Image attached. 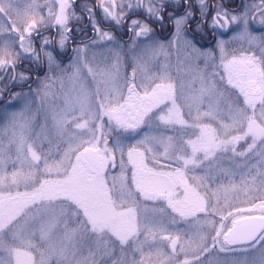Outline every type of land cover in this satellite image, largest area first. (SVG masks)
Segmentation results:
<instances>
[{
	"label": "snow or ice",
	"instance_id": "snow-or-ice-1",
	"mask_svg": "<svg viewBox=\"0 0 264 264\" xmlns=\"http://www.w3.org/2000/svg\"><path fill=\"white\" fill-rule=\"evenodd\" d=\"M175 2L179 4L180 0ZM184 3L188 8L182 15L169 13L176 37H182L187 32V25L193 16L191 0H184ZM198 3L201 18L206 19V0H198ZM74 6L75 0H45L44 5L32 0L21 16L18 0H0V35L4 32L15 34L9 38L11 43H0V72L11 69V79L15 80L16 64L25 58L21 52L27 53L29 59L40 61L31 37L33 33L40 35L41 28H55L59 33V47L63 49L70 39L67 33L71 31L70 18L75 16V11H70ZM43 7H47V16L43 15ZM98 7L105 19L121 24L133 14L134 9H144L149 20L162 21V14L169 5L165 0H98ZM83 8L97 36L102 40H114L109 32L97 26L93 8L88 5ZM220 8V5L216 6L212 27L242 22L243 32L234 39H247L253 52L233 55L229 59L225 55L227 42L218 43L224 69L221 81L226 78L229 87L218 84L214 76L204 80L198 96L193 98L192 103L197 107L191 120L181 114L173 84L165 83L162 78L160 83L144 87L141 93L135 82V70L127 83V96L121 94L119 99L114 100L108 93L102 98L98 90L95 104L83 92L79 96L66 97L64 107L53 112L51 131L45 134L42 141L29 142L23 131L25 124L17 122L13 114L12 138L5 144L0 137V264H146L145 248L149 249L151 259L157 235L168 242L172 251L168 255L157 248L156 255H165L168 264H171L173 258L184 251L180 237L172 236L162 219L144 223L133 207L125 205V192L132 195L134 186L139 193L137 199L164 201L167 209L182 218L198 212L207 213L210 207L215 206L200 195L199 189L205 187L206 181L210 184L213 177L210 172L197 175L196 169L210 167L204 162L212 160L218 151L256 157L252 165L255 175L252 176L251 186L255 187L258 177L260 188L264 189V37L256 45L257 38L248 32L247 17L251 13L247 7L243 17L222 12ZM256 11L264 25V0ZM128 27L137 38L147 36L151 31L147 23L136 19L131 20ZM199 30L200 23L197 22L195 31ZM194 35L192 40L185 39V43L193 52H199L193 43ZM17 40L19 49L14 47ZM51 42L44 37V45ZM257 47L259 55L255 54ZM41 51L47 57L49 71H52L55 57L43 46ZM74 51L79 54L81 50L77 48ZM88 71L93 73L91 67ZM78 75L79 69L73 78ZM19 79L27 81L28 77L21 74ZM54 83L45 78V96L50 94ZM192 103L187 105L189 117H192ZM154 119L164 125L179 124L192 128L195 139L190 138L178 147L172 143L171 137L167 143L160 141L165 159L174 161L175 172L147 168L144 157L146 152L152 151L147 136L131 145L127 150L131 183L122 179L117 195L115 177L114 183L108 185L107 169L116 167V154L119 153L122 178L127 170L121 134L136 136L143 125L150 124ZM105 127L108 133L115 134L114 138L102 131ZM98 132L100 135H97ZM151 139L155 140V137ZM44 141L49 145L47 150L43 147ZM241 141L247 147L238 151L236 145ZM141 145L146 151H140ZM189 174L191 180L188 179ZM245 184L248 186L247 181ZM21 186L26 190L19 191ZM206 191L210 189L206 188ZM212 194L215 196V192ZM257 208L261 211L260 216L249 215L247 219L253 223L243 231L237 228L234 219L233 226L227 227L223 221L228 217L222 213L219 228L216 227L217 222L206 216L204 222L210 231L201 238L200 252L210 251L208 244L203 242L210 237L212 247L218 245L221 252L259 253L251 260L245 256L244 259H234L231 264H264V198L261 203L253 204L252 210ZM33 209H36L35 213ZM159 210L167 214L164 205H160ZM171 222H176L175 217L171 218ZM141 236L143 239H140ZM228 245L241 247L229 249ZM117 248L121 256L113 259ZM158 264H165V261L159 260ZM183 264L190 262L185 259Z\"/></svg>",
	"mask_w": 264,
	"mask_h": 264
},
{
	"label": "rangeland",
	"instance_id": "rangeland-1",
	"mask_svg": "<svg viewBox=\"0 0 264 264\" xmlns=\"http://www.w3.org/2000/svg\"><path fill=\"white\" fill-rule=\"evenodd\" d=\"M38 2L40 5H44L45 0H38ZM31 3L32 0H18L21 16ZM165 3L169 7L162 15L169 20L168 25L164 24L165 20L162 22L149 20L144 9H134L133 14L125 18L121 24H116L111 19H105L102 9L98 7V0H75V6L70 10L75 11V16L70 18L71 31L67 33L70 39L63 49L59 47V33L55 28H41L40 36L33 33L31 37L32 46L39 53L40 61L36 62L29 59L27 53L21 52L22 57L25 58L18 61L16 67L21 61H29L33 62L36 72L42 71L43 73L36 75L33 80L30 75L16 69L15 84H19L21 87L29 84L30 87L25 90L13 91L8 98L5 97V94H0V130H6V132L0 131L3 142L7 144L12 138L13 114H15L17 122L25 124L23 131L29 142L42 141L45 134L51 131L53 112L64 107L66 97L79 96L83 92L95 104L98 90L102 98L108 93L111 94L114 100L119 99L121 94L127 96V83L132 79L134 70L135 82L141 93L144 87L154 86L155 83H160L163 78L165 83L174 85L177 104L180 106L183 117L189 120L194 118L197 105L192 103L193 98L198 96L204 80L214 76L218 84H222L225 88L229 87L226 78L221 81L224 69L221 65V52L218 43L220 41L227 42L225 55L229 59L233 55L240 56L246 52L248 54L253 52V48L250 47L247 39H234L239 33L243 32L244 25L242 22L240 24L229 23L225 27L219 25L212 27V16L216 13V6L220 5L222 12L227 11L240 17H243L247 7L251 13L247 17L248 32L257 38L255 44L258 45L260 39L264 37V25L261 24L259 12L256 11L261 5V0H240L238 8L237 0H206V19L201 18L198 0H191L193 16L187 25V32L182 37L175 36V26L172 20L169 19V13L182 15L188 5L184 3V0H180L179 4H176L175 0H165ZM84 5L93 8L97 26L102 31L109 32L114 40H102L97 36L89 15L83 8ZM125 8H127L126 3ZM42 12L44 16H47V7H43ZM13 15L15 17V13ZM133 19L147 23L151 28L150 33L147 36L135 37L128 27ZM197 20L201 24L203 22L206 24L204 30L201 29L200 25V30L195 31ZM5 23H7L6 19ZM191 33L193 35L195 33L193 43L199 52H193V49L185 43V39H193ZM13 36H15L14 33L4 32L0 35V43H11L9 38ZM44 37H48L52 42L44 45ZM81 40L88 41L84 43L77 42ZM41 46L47 51H51L52 47H55L57 51V54L51 51L56 60V64L52 65V71H49L47 57L41 51ZM14 47L19 49L18 40ZM77 48L81 50L79 54L74 51ZM255 54L259 55L258 47L255 48ZM57 56L65 60L59 61ZM70 65L72 66L70 67ZM89 67L93 69L92 74L88 71ZM77 69H79V75L74 79ZM2 73L0 72V77ZM21 74L28 77L27 81L19 79ZM46 77L55 81L51 85L50 94L47 96H45L43 90V82ZM10 78L11 75L8 73L6 82L1 88L8 89L7 83ZM3 99L5 100L1 102ZM189 103H192V117L188 116L189 108L187 105ZM102 131L107 133L109 137L114 138L115 134L108 133L106 127ZM194 131L192 128L182 127L179 124L164 125L158 119H154L150 124L143 125L136 136L122 133L124 141L123 159L127 170L122 178L119 167L120 155L117 153L116 167L110 166L107 169L108 185L111 186L114 183L113 177H115L118 195L122 179L129 184L131 183V165L127 164V150L131 145L136 144L138 140L144 139L145 136L151 141L150 147L152 148V151L146 152L144 157L143 162L147 168L153 171L175 172L174 161L173 159H165L164 147L160 141L167 143L168 138L171 137L172 143L178 147L190 138L195 139V136L192 135ZM97 135H100V133L98 132ZM152 137H155V140H152ZM43 147L47 150L49 147L47 141H44ZM236 147L238 151H243L247 145L244 141H241ZM53 151H55V148H53ZM140 151H146L143 145L140 146ZM188 151L190 152V149ZM13 156H15V150H13ZM255 162L256 157L251 154L242 157L234 155L231 151H218L212 160L204 162L205 165H210V167L196 169L197 175L210 172L213 177L210 184L206 181L205 187L199 189L200 195L204 196L209 204L215 206L214 208L210 207L207 213L198 212L195 215L189 214L182 218L178 214L172 213L171 209H167L164 201L144 200L142 197L137 199L139 193H136L134 186L131 189L132 195H128L127 191L125 192V205L133 207L137 216L144 223L162 219L167 224L169 233L172 236L178 235L180 237V245H183L184 251L179 252L178 256L173 258L171 264H175L176 261L183 264L185 259L190 264H231L234 259H244L245 256L251 260L253 257L258 256V251L247 254L237 251L221 252L218 245L215 248L212 247L210 237L203 241L208 244L209 252L201 253L199 245L202 243L201 238L206 237L210 231L208 225L204 222L206 216L207 219L217 222V228L220 226L221 213L228 217L223 221L227 227H232L233 219L236 221L249 215L260 216V209L252 210L253 204L261 203L262 198H264V189L260 188L258 177L255 181V187L251 186L252 176L255 175V169L252 165ZM9 169L11 170L10 166ZM188 179L191 180V174H189ZM245 181L248 182V186H246ZM206 188L210 191H206ZM25 190L23 186L19 189L21 192ZM213 192H215V196H213ZM160 205H164L167 214L160 212ZM237 209L251 211L240 212ZM33 212L35 213L36 209H33ZM229 213L232 215L229 216ZM172 217H175V223L171 222ZM140 239H143V236ZM222 242L223 239L221 238ZM226 247L231 249L241 246ZM157 248H161L168 255L172 251L168 246V242L161 240L160 236L157 235L155 246L151 250V259L148 255L149 249L145 248L146 264H158L159 260H164L165 264H168L165 255L157 257ZM84 251L86 254L87 249ZM120 256L121 253L117 248L113 259ZM36 259L39 261L38 253Z\"/></svg>",
	"mask_w": 264,
	"mask_h": 264
},
{
	"label": "flooded vegetation",
	"instance_id": "flooded-vegetation-1",
	"mask_svg": "<svg viewBox=\"0 0 264 264\" xmlns=\"http://www.w3.org/2000/svg\"><path fill=\"white\" fill-rule=\"evenodd\" d=\"M163 20H165L164 24L165 25H168V21L169 20L165 19L164 16H163ZM105 29H109V28H105ZM114 30L117 32L116 29H114ZM85 41H88V40H81V41H77V42L78 43H84ZM51 51L54 52L55 54H57V51L55 50V47H52ZM57 58H58L59 61H64L65 60L62 57H58L57 56ZM16 69L19 70V71H21V72H25L26 74L30 75L33 78V80L36 77V75H40V74L43 73L42 71L36 72V70L34 68L33 62H29V61H21V62H19L18 65H17V67H16ZM8 73H10V75L12 76V71L10 69L8 72L5 73V76H4V79L2 80V82H0V94H5L6 95L5 96L6 98H8L10 96V93H12L13 91H18V90H23V89L25 90V89H28V87H30L29 84L26 85L25 87H21L19 84L18 85L15 84L16 79L15 80H12L10 78L9 82L7 83L8 89L1 88V86L6 82ZM2 75H3V73H2ZM5 99L1 100V102L4 101Z\"/></svg>",
	"mask_w": 264,
	"mask_h": 264
},
{
	"label": "water",
	"instance_id": "water-1",
	"mask_svg": "<svg viewBox=\"0 0 264 264\" xmlns=\"http://www.w3.org/2000/svg\"><path fill=\"white\" fill-rule=\"evenodd\" d=\"M5 73L6 72H4L3 79L5 76ZM2 80H0V82H2ZM257 217H259V216H257ZM255 222L258 223L259 221H255ZM252 223H253V221L248 220L247 217L236 220L237 228L240 229L241 231L245 230ZM228 246L229 247H235V246H240V245H228Z\"/></svg>",
	"mask_w": 264,
	"mask_h": 264
}]
</instances>
